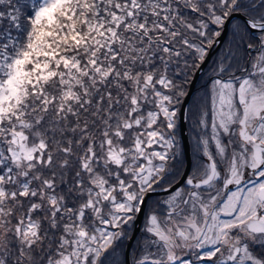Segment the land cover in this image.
<instances>
[{
  "label": "snow or ice",
  "instance_id": "snow-or-ice-1",
  "mask_svg": "<svg viewBox=\"0 0 264 264\" xmlns=\"http://www.w3.org/2000/svg\"><path fill=\"white\" fill-rule=\"evenodd\" d=\"M0 264H264V0H0Z\"/></svg>",
  "mask_w": 264,
  "mask_h": 264
}]
</instances>
